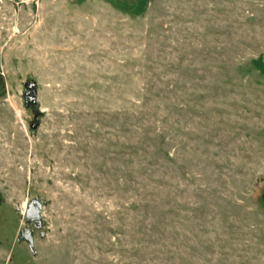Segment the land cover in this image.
Returning <instances> with one entry per match:
<instances>
[{
    "label": "rangeland",
    "instance_id": "rangeland-1",
    "mask_svg": "<svg viewBox=\"0 0 264 264\" xmlns=\"http://www.w3.org/2000/svg\"><path fill=\"white\" fill-rule=\"evenodd\" d=\"M263 56L264 0H0V264H264Z\"/></svg>",
    "mask_w": 264,
    "mask_h": 264
},
{
    "label": "water",
    "instance_id": "water-1",
    "mask_svg": "<svg viewBox=\"0 0 264 264\" xmlns=\"http://www.w3.org/2000/svg\"><path fill=\"white\" fill-rule=\"evenodd\" d=\"M264 61V56H263ZM37 85L33 81H28L25 83V106L30 108L34 114V121L31 123V127L33 129L37 128L39 122L37 121V117L39 115L38 110L36 108L37 102ZM43 207L44 201L39 197H34L31 201H29L24 214V220L27 227L23 228L18 236V242H27L29 249L34 252V237H33V230L31 229L32 226L42 227L44 225V218H43Z\"/></svg>",
    "mask_w": 264,
    "mask_h": 264
},
{
    "label": "flooded vegetation",
    "instance_id": "flooded-vegetation-1",
    "mask_svg": "<svg viewBox=\"0 0 264 264\" xmlns=\"http://www.w3.org/2000/svg\"><path fill=\"white\" fill-rule=\"evenodd\" d=\"M34 227H37V226H34ZM33 230V229H32Z\"/></svg>",
    "mask_w": 264,
    "mask_h": 264
},
{
    "label": "trees",
    "instance_id": "trees-1",
    "mask_svg": "<svg viewBox=\"0 0 264 264\" xmlns=\"http://www.w3.org/2000/svg\"><path fill=\"white\" fill-rule=\"evenodd\" d=\"M263 63H264V61H263Z\"/></svg>",
    "mask_w": 264,
    "mask_h": 264
}]
</instances>
